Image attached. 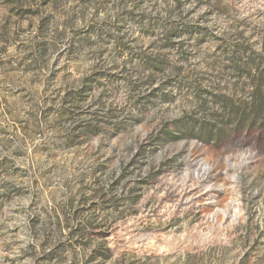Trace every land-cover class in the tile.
Masks as SVG:
<instances>
[{
    "label": "rangeland",
    "instance_id": "1",
    "mask_svg": "<svg viewBox=\"0 0 264 264\" xmlns=\"http://www.w3.org/2000/svg\"><path fill=\"white\" fill-rule=\"evenodd\" d=\"M0 264H264V0H0Z\"/></svg>",
    "mask_w": 264,
    "mask_h": 264
}]
</instances>
